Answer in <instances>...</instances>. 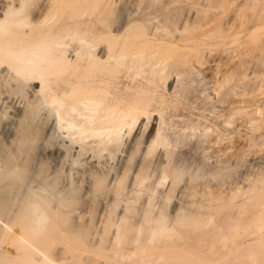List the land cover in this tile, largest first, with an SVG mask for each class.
Segmentation results:
<instances>
[{"label":"bare ground","instance_id":"1","mask_svg":"<svg viewBox=\"0 0 264 264\" xmlns=\"http://www.w3.org/2000/svg\"><path fill=\"white\" fill-rule=\"evenodd\" d=\"M151 1L154 8L155 0L147 2ZM159 1L156 0L157 3ZM211 1L217 7L223 0ZM124 2L134 6L133 11L114 18V10ZM141 3L142 0H0V264H264V155L253 157L252 151L251 156L257 159L254 162L258 169H254L256 166L252 163L254 171L245 170L238 175L236 182L231 180L224 187H212L202 182L203 185L196 187L191 181L194 178L189 181L182 179L183 182L177 169H168L170 164L167 166L166 163L169 155L166 150L165 155L161 152L165 140H161V129L155 127L157 124L150 125L148 129V125L143 124L148 122V112L154 108L149 111L150 102L155 100L156 104L155 96L158 95L153 93V99L145 86H153L156 78H165L164 70L172 65L168 61V54L174 48L194 49L200 39L199 36L193 39L192 35L169 39L162 34L164 31L158 33L161 31L158 26L162 25L161 29L163 26L169 27L170 34V19H165L162 24L156 23L157 26L154 23L148 29L150 26L146 27L145 23L150 22L147 18L152 15L146 13L149 9H139ZM172 3L177 2L170 5ZM179 9L180 6L177 11ZM218 9L221 10L220 6ZM263 10L264 0H243L235 12L238 17L250 19L249 27L253 26L250 33H253L259 31ZM201 11L207 13L206 10ZM187 14L190 15V12ZM192 15L194 18L204 17ZM171 17L175 19V15ZM214 20L213 17L204 21L199 19V22L197 19V23H189L188 27L198 29L210 25ZM243 23L241 21L240 25ZM256 48L263 51L264 39L257 43ZM243 53L241 55L245 59L249 58ZM157 54L163 58L153 61L152 57ZM232 63L227 69L240 66L242 60L236 63L234 59ZM216 66L219 65H214L215 69ZM119 67H123V70L126 68L128 72L135 71L133 75L125 72L124 76L132 84L124 83L126 78L123 77L122 83L119 82L126 85L121 90L114 83L124 72L119 71ZM143 68L148 70V74L136 78ZM111 71L119 75L113 81L110 79ZM246 73L241 77L255 76L253 71L249 76ZM255 80L253 82L256 84ZM261 80L255 86L250 84L253 85V93L245 86L238 88L242 91L246 89L253 99L254 107L249 110L251 113L245 120L246 124L249 120L250 126L253 124L252 143L260 139V145L264 144V100L259 99L264 84H259ZM27 84L28 87L24 89ZM233 92L224 95L229 96ZM240 94L242 96V92ZM158 98V102L162 103L161 97ZM241 101L236 100V103L239 105ZM50 106L54 108L53 111ZM232 110L239 112L238 108ZM146 118L147 121L144 120ZM137 122L143 124L142 132L146 127L144 137L139 132L140 127H133L138 126ZM125 132H130L132 136L127 137L125 148L118 158L112 152H107L111 159L114 158L112 161L117 160L116 164L113 162L114 168L112 162L110 165L106 163L107 160L99 159L102 155L100 152H104L101 148L109 149L110 145L113 148L117 144L114 147L117 149ZM215 133V137L212 133V138L207 139V146H221L220 135ZM138 137H143L140 143L137 142ZM63 138L68 139L67 144ZM85 138L93 139L92 142L96 140L99 144L93 143L100 146L98 156L94 149L91 150L92 154H88L89 150L87 152L84 148ZM87 139L85 142L88 143L90 140ZM78 140L83 143L77 150H72L83 156L80 150L84 148L87 154L79 162L81 158H75L69 152L73 159L67 160L66 165L63 161H66L67 151ZM158 144L162 149L157 157L155 155L154 165L161 170L158 168L160 175L151 181L148 173L151 171V153ZM227 145L214 149L219 153L227 152L233 144ZM159 146L156 149L159 150ZM91 147L94 148L93 145ZM211 154L214 157V152ZM108 165L110 169L114 168L112 172L110 170L111 174H108ZM152 175L155 176L154 173ZM167 178L168 183L164 186L162 183ZM158 186L162 189L158 190ZM78 188L79 199L81 195L83 198L80 207L77 206ZM171 192L176 195L174 201L170 200L173 196ZM195 196L199 197L198 203L193 201ZM94 201L97 203H94L95 206ZM169 201L173 202L169 205ZM193 204L196 206L192 207Z\"/></svg>","mask_w":264,"mask_h":264},{"label":"rangeland","instance_id":"2","mask_svg":"<svg viewBox=\"0 0 264 264\" xmlns=\"http://www.w3.org/2000/svg\"><path fill=\"white\" fill-rule=\"evenodd\" d=\"M147 1L148 0H142V3L140 4L141 6L139 7V9L140 8L141 9L142 8L149 9L146 11V13L150 16L151 15L154 16V17L151 16V17L147 18V20L150 21L148 23L147 22L145 23V26L146 25L150 26V27L146 26L148 29L153 27L154 23L157 26V24H159V23L162 24L163 21H165V19H166V21L170 19V21H172V24H171V22L170 23L167 22V23L171 24L170 31H169L170 34L168 33L169 27L166 26V25H168L167 23L165 25L166 27L163 26V29H161L162 25L158 26V28H160L159 30H161L158 33H161L162 31H164V32H162V34H166L169 39H177L180 35H192L193 39H197V37L199 36V39H200L199 45L197 47H195L194 49L188 50V49H184V48H176V49L174 48L173 52L171 54H168L170 56L168 61L171 62L170 64H172L173 66L175 65V66L173 67L172 65H170L171 69L168 66L166 68V71L164 70V73L167 74V75L164 74V76H163V77H165L164 79L162 78V79L157 80L158 78H156V80L159 82H157L156 80L154 82H156L158 85L156 83H154L153 86H152V84L145 86V90L148 91V93L151 96L153 95V93H154V95H156L155 93L160 95V96H158V95L155 96L156 97L155 99H157L156 100L157 102L159 101L158 97H161L160 100L161 99L164 100V101L161 100V102L165 103L163 105L162 103H159L160 102L159 101L158 103L156 102V104H155V102H154L155 100H153L154 99V95H153L152 100H153L154 104H152L153 102H150L151 106L149 105L150 107L148 106V108L151 109L152 107H154L152 109H153V111L155 110L154 111L155 115H154V112L152 111V109L149 110L152 112H148L149 113V115L147 116L148 122H145V123L143 122L144 126L148 125L147 129L150 127V125L155 126V124H157V126H155V127H159L161 129L160 130L161 136H162L161 140L162 141L165 140L163 149L159 146L160 144H158L159 150L156 149V148H158V146H157L155 149H153L155 151L153 153H151V163H150L151 165H149L151 168L148 167V171L151 169V171L148 172V173H150V180L153 181L156 177H158L160 175V170H161L160 167H158L154 164H155V160H156L155 155L157 157V155L159 154V152L162 149L161 152L162 153L164 152L163 153L164 155H165V150H166V153L169 155L168 156L169 159H168L167 163L166 162L165 163L167 166H168V164H170L171 166L169 165L170 168H168V167H166V168H168L169 170L170 169L171 170L177 169L176 172L180 174L181 180L183 179L185 181H189L191 178H194V179H191V181L192 182L194 181L193 184L195 183L196 187L203 185L204 182H206V184H204V185H209V186L211 185L212 187H215V186L224 187V185L227 186L232 181L236 182L238 180L237 178L239 177L238 175L242 174L245 170L248 169V171L251 172V170L254 171V169H256V170L258 169L256 162H254V161H257V159H252L253 157H256L257 154H258V156L264 155V153H263L264 147H262L264 144L260 145V142H259L260 139H258V140L255 139L254 144L252 143L253 142V129H252L253 128V124H252L253 122L251 123L252 125L250 126V120L247 121L248 124H246V120H245L248 118L249 114L251 113V111L249 112V110L253 109V107H254L253 99H251V95L248 94L249 92L246 89H243V91L238 89L239 87L243 88V86H245V88H247L248 90L250 89L249 91H251L253 93V88H252L253 85L250 86V84H254V86L257 85L258 84L257 82H259L262 77H263V79L261 80V82L259 84L264 83V49H263V51H261V49L259 51H257V48H256L257 43L260 40L264 39V12H263L261 20H260L261 22L258 24L260 26L259 31L256 30L255 32L250 33L253 29V26L249 27L251 25V23L249 22L250 19H248L247 17H242V18L238 17V16H236V12H235V10L242 5L243 0H223L221 2V4H219L217 7L215 6V3L212 2L211 0H208V2H207V0H201V2H200V0H198V1L197 0H166L165 2L163 0H160L159 1L160 3H157L158 0H157V2L155 0L154 8L152 6V5H154L152 3L153 1H151V3L147 2ZM209 1H210V3H209ZM171 2H177V3H172V5H170ZM149 3H150V5H149ZM146 4H148L147 8H146V6H147ZM130 6L131 5L129 2L121 3L120 7L119 8L117 7L114 10V13H115L114 18H120V17L124 16L123 15L124 12L128 13V11H130V12L133 11L132 7H134V6H131V8H129ZM149 6H150V8H149ZM166 6H168V7H166ZM174 6H176V8H174ZM179 6H180V9L177 11ZM219 6H220L221 10L218 9ZM205 7H209L211 10H209L208 8L206 9ZM165 8H168V9H165ZM198 9L200 11L206 10L207 13L203 14L204 13L203 11L198 12ZM215 9H218V10H215ZM181 10H183V11H181ZM179 12H180V14H179ZM187 12H190V15L187 14ZM171 14L175 15V19H173L174 16H173V18L171 17L172 16ZM181 14H183V15H181ZM192 14H195L196 15V16L194 15L195 17H199V16L200 17L204 16V17L203 18H194ZM211 14H212V16H211ZM180 15L182 18L181 17L179 18ZM233 15H235V17ZM158 16H162V18L161 17L158 18ZM185 16H186V18H183ZM191 16L193 17V20H191L192 19ZM208 17H213L215 19L210 25L205 26V27H201L198 29L194 28L192 26L188 27V25L190 26L189 23H192V22L197 23V21H196L197 19H198V22H199V19H200V21H204ZM157 19H158V21H155ZM176 19L178 21L179 20L180 21L177 22ZM240 19H242V20H240ZM185 20L187 23H185ZM241 21H244V23L242 25H240ZM253 21H254V17H253ZM149 23H151V24H149ZM174 24H176L177 30H175ZM180 26L185 27V29L182 30L181 29L182 27H180ZM236 26H237V28H236ZM164 28H165V30H164ZM218 28L220 30H218ZM178 30H179V32L180 31L181 32L179 33ZM217 30H218V32H217ZM173 31L175 32V34L173 33ZM213 31H216L215 32L216 34ZM171 32L174 34L173 36H172ZM209 32H210V34H209ZM211 32H213L214 34H212ZM177 33H179V35H177ZM204 33L209 34L210 37L208 35H203ZM234 35H235V37H234ZM218 39H220V41ZM247 48H250V49L247 50ZM229 49H231V50H229ZM260 51L263 53H260ZM243 52H245V53H243ZM242 53L245 55H249L248 57L252 58V59H249V58L245 59L246 57L241 55ZM233 54H234V56L232 57L231 55H233ZM250 54H252V56ZM241 56H243V57H241ZM152 58H153V61H154V59L156 61V60L161 59L163 57L160 54H157V55L153 56ZM231 58L233 59V61L235 59L236 63H238L239 60H242L241 65L230 67V68L228 67V69H227V66L233 65V63H232L233 61L232 62L229 61ZM180 60L181 61L184 60V61L181 62ZM195 62H197V63H195ZM180 63H182V64L180 65ZM168 64H169V62H168ZM210 64L213 65V68H212V65L210 66ZM216 64L219 66H216L217 68L215 69L214 65H216ZM209 66H210V68H209ZM256 66H257V68H256ZM254 67L256 70L252 69ZM122 68L120 69V67H119L120 70L118 68H117V70L122 72V70H123ZM145 68H147V67H145ZM222 68H223V70H222ZM125 69L126 68H124V70H123L124 72H122V73L115 70V71L121 73V74H119L121 76L116 75L117 72H115V71L110 72L111 76L108 75V76H110V79H112V81L115 79L116 76H119L121 78V79H119V77H118V79L116 78L118 82H116V80H114V83H117V85H120L119 87H117V85H115L112 82L116 86L117 89L120 88L119 90H121V88L126 85V84L123 85L125 82L126 83L128 82V84L131 83L129 81L130 79L124 76L125 72L126 73L128 72V70L126 71ZM258 69H260V70H258ZM96 70H98V69H96ZM142 70H143L142 73L135 76L136 78H138V77L140 78L141 76L148 74V70L145 71L146 69L144 70V68ZM215 70H216V72H215ZM247 70L249 71V73L250 72L251 73L250 74L246 73ZM130 71H133V72H128L127 75H130V73H131V75L135 74L134 70H130ZM252 71H253V74H255V76L251 75ZM254 71H255V73H254ZM95 72L97 73L99 71H95ZM167 72H169L170 74ZM245 73H246V76H249V75H251V76H249L248 78L246 77L245 79H244L245 76H243V78H242L241 76L245 75ZM101 74H102V72H101ZM104 74L105 73H103V75ZM107 74H108V72H107ZM225 75H226V77H225ZM233 75H235V76L233 77ZM123 77L126 78L128 81H126V79H125V81L123 80L124 83L121 85L120 82L122 83ZM166 77H168L169 80ZM219 77H220V79H219ZM253 78H254V80L259 78L257 81L255 80L256 84H255V82H253L254 81ZM138 79H135V80H138ZM225 81H226V83H224ZM239 81H241V82H239ZM250 81H251V83H249ZM169 82H172L171 86L169 85ZM215 82H216V84H215ZM113 84H112V86H113ZM226 84H228V85H226ZM148 86H150L149 87L150 89H146V88H148ZM221 86L223 87V89ZM234 86H236L237 89L233 88ZM27 87H28V84L24 86V89H26ZM217 87H220V90H219V88L217 90ZM151 88L153 90L152 92H151ZM228 89H232V90L234 89L233 91H236V92L238 91V94H235L236 92H233L232 90H230V92H229V91H227ZM216 90L218 92H216ZM232 92H233V94H229V96H228V94L226 96L224 95L226 93H232ZM239 92L240 93L242 92L243 97L241 96V94ZM245 92H247V93H245ZM263 94H264V84L261 86V90L259 93V99L264 100ZM232 97H234V98H232ZM235 97H236V99H235ZM238 97H240V98H238ZM239 99L242 100L241 101L242 104H240L241 102H239V105H238V103H236V100H239ZM223 101H225V102H223ZM234 103L236 105H234ZM230 104L233 105L234 107L230 106V108H229ZM225 105H226V107H225ZM51 108H52V110L51 109L50 110L53 111L54 108L53 107H51ZM235 108H238L239 112L236 113L235 111H237V110H235V111L232 110ZM244 108L245 109L247 108V109L245 111H243ZM240 109H242V112L240 111ZM232 111H233V113H230L231 115L234 113H235L234 115H236V114H239V115H236L237 117L235 116V118H234V115L230 116L229 112H232ZM240 112L242 113V115H240L241 114ZM157 115L162 116V117L159 118ZM155 116H156V118H155ZM220 116H221V118H220ZM228 116H230V117H228ZM231 117H233V118H231ZM250 117H253V115H251ZM154 118H155V120H153ZM144 120L147 121V118ZM158 120H160V121H158ZM227 120L229 121V123ZM251 120L253 121V118H251ZM154 121H156V122L158 121V123H154ZM138 123L139 122H137V125H138L137 127H135L136 125H134L133 127L134 128L140 127L139 132L141 133L142 132L141 128H142L143 124H141V123L138 124ZM223 123L226 125H224ZM217 126L223 127V128H218ZM145 128L146 127L143 128L144 132H142L143 137H144V133L146 132ZM132 129L133 128L130 129L131 134H133L131 131ZM220 129H222V131ZM135 130L136 129H134L133 132ZM207 130H209V132ZM130 132H129V134L127 132H125L126 134L122 135V138L119 140L120 142H118L117 149H119V150L114 148L117 146V144L113 145V148L110 145L109 146L110 148L108 147L109 149L105 148L103 150L101 148V150L104 151L102 153V152H100L101 150L99 149L100 146L99 147L94 146V145L98 144L96 142V140L94 139L95 140L94 142H96L97 144H93L94 143V142H92L93 139H90V138L83 139L84 140L83 142L85 143V145L84 144L83 145H84V148L87 149V150L85 149L87 152L89 150L90 153L88 152V154H92L91 150L94 149L95 153L100 152V154H102L99 157L100 160H103L105 162L107 160V162H106L107 164H108V162H109V164L112 162L111 164L113 166L114 163L116 164L117 160H116V162L112 161V159H114V158L111 159L108 154L112 152L113 154H115V158L117 156H119V154H121V152H123L122 151V150H124L123 148H125L124 143L126 144L125 141L128 139L127 137L130 138L132 136L130 134ZM215 132H217V134L220 135L219 136V138H220L219 142L221 144L220 143L219 144L221 146H218V147L217 146H215V147L207 146L208 141L210 140V138H212L211 136L214 135V137H215V134H216ZM63 133H62L63 135H66L65 132H63ZM212 133H213V135H212ZM236 133H238V135H240V136H237ZM239 133H242L243 136L241 137L242 134H239ZM231 135L234 137H231ZM138 136H141V135H138ZM143 137H140V139L138 137L137 142L140 143V141L143 139ZM66 138H68V137H66ZM72 138H75V136H73ZM205 138H206V140L207 139H209V140L206 141ZM221 138H222V140L223 139L224 140L222 141ZM225 138L226 139L231 138V139L226 140ZM63 139H64V143L67 144L68 139H67V141L65 140V138H63ZM86 139H87V141L88 140H90V141L87 143V142H85ZM236 140H238V141H236ZM78 141H74V142H78ZM83 142L81 141V143H80V141H79L77 144L73 143V145H77V146L73 147V145H72V148L68 149L69 151L66 150L67 147L65 148V145H64V149H65V151H67V154H68V155L66 154L67 157L65 156L66 161H63L66 165L70 159H73L72 156H74L75 158L77 156H79V155H77V153H75V150H77V147L80 146ZM86 143L87 144L92 143V144H89V146H87ZM224 143L226 145L228 144L231 146L233 144V147H231L227 152H220L219 153L217 151V149L219 147L220 148L226 147V145ZM235 143L237 146L235 145ZM83 145L81 147H83ZM90 145L91 146L93 145L94 148H92ZM204 145L207 147H205ZM243 146H245V147H243ZM81 147H79V148H81ZM73 148L75 149L74 151L72 150ZM84 148H82V150H80V155H81V152H82V155L87 154L86 151H83ZM212 148H213V150H212ZM214 148H217V149L215 150ZM114 149L116 150L115 152H114ZM242 149H245V150L242 151ZM118 151H119V153H117L118 154L117 155L116 152H118ZM248 151H249V153H248ZM252 151H253V155H254L253 157L251 156ZM69 152H71V154ZM72 152L74 155L72 154ZM94 152H93V155L95 154ZM107 152H109V153H107ZM212 152H214V154H215L214 157L211 154ZM98 153H97V156H98ZM259 153H262V154H259ZM69 154L72 156L70 157ZM113 154H112V156H113ZM167 154H166V157H167ZM103 155L106 157H104ZM233 155H235V156H233ZM83 156H79V158H81V160H79V162L82 161ZM101 156H103V157H101ZM227 156H228V158H227ZM243 156H245V157H243ZM249 156H251V157H249ZM215 157H218V159L220 158L219 161H216V162H218V164H219V162H221L219 165L215 162V160H218ZM103 158H105V160ZM170 158H171V160H170ZM231 158H233V159H231ZM229 159H231L233 162L232 161L229 162ZM165 160H166V158H165ZM169 160H170V162H169ZM226 160H227V162H226ZM76 161L78 164L79 162L77 159H76ZM226 163H227V165H226ZM228 163H230V164H228ZM252 163L254 166H256L254 169H252V166H253ZM115 164L113 166L114 168H115ZM110 165H108V168ZM249 165H251V166H249ZM246 166H248V167H246ZM106 167L107 166H105L104 168H106ZM152 167L154 168L153 170H152ZM228 167L229 168L231 167V168L229 169ZM104 168L102 167L101 169H104ZM114 168H111V169L109 168L108 171L110 172V170H111V172H112V169L114 170ZM168 169H167V171H169ZM111 172L108 174H111ZM152 172L155 174V176L152 175L153 174ZM151 177L152 178L154 177V178L152 179ZM188 177H189V179H188ZM196 180H198V181H196ZM185 181H183V182H185ZM192 182L190 184H192ZM218 182L220 184H216ZM167 183H168V178H167V180H165V183L163 181L162 184H164V186H166ZM196 183H198V184H196ZM79 185L82 186L81 183ZM161 186H163V185H160V187ZM157 189L161 190L162 188L160 189L158 186ZM78 192H80L79 188L76 192L77 195L75 193V195L79 199L80 196H79ZM174 192H176V190L173 191V193ZM173 193L171 194L173 196H171L170 200L173 199V201H174V198L176 195H174ZM81 198H82V195H81ZM193 198H192L193 201H195L196 203L199 202L198 196H195ZM80 199L77 201L79 204L77 205V203H76L77 206H79L80 204L83 203V198L81 199L82 201H80ZM95 201L97 202L98 200L96 199ZM95 201L93 202L94 206L98 203V202L96 203ZM173 201H169L170 202L169 205ZM195 202H193V203H195ZM94 203H96V204H94ZM193 206H196V204H193L192 207ZM97 207H98V205H97ZM168 209H169V207H168Z\"/></svg>","mask_w":264,"mask_h":264}]
</instances>
